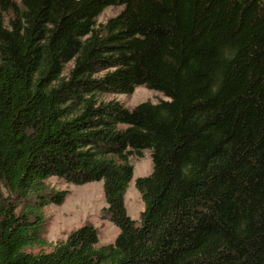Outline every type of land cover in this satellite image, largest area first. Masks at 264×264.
I'll return each mask as SVG.
<instances>
[{"label":"trees","instance_id":"16d2710c","mask_svg":"<svg viewBox=\"0 0 264 264\" xmlns=\"http://www.w3.org/2000/svg\"><path fill=\"white\" fill-rule=\"evenodd\" d=\"M54 176L104 182L114 242L44 238ZM0 264H264V0H0Z\"/></svg>","mask_w":264,"mask_h":264},{"label":"rangeland","instance_id":"374dc122","mask_svg":"<svg viewBox=\"0 0 264 264\" xmlns=\"http://www.w3.org/2000/svg\"><path fill=\"white\" fill-rule=\"evenodd\" d=\"M122 9L123 6L120 5L106 7L97 19L98 25L104 24ZM4 16L7 19V16ZM72 65L73 62L69 63L67 68L70 69ZM102 99H117L126 107L134 108L142 102H158L169 98L159 90L151 89L147 85H140L133 93H107L102 96ZM130 160L134 165V175L125 194V206L128 215L135 220H139L145 204L142 194L137 188L136 180L139 177L149 176L153 172L151 150H145L142 156L132 155ZM46 184L49 192H67L63 203L58 205L53 202L45 206L47 224L43 236L49 243L55 244L59 240L66 239L72 231L84 225H93L97 228L99 245L115 241L120 229L109 218L104 217V208L107 207V200L103 181L74 184L54 176L47 179ZM40 249L49 251L51 246L43 248L33 247L29 248L28 251L36 253Z\"/></svg>","mask_w":264,"mask_h":264}]
</instances>
